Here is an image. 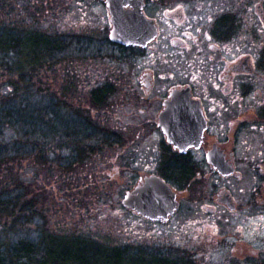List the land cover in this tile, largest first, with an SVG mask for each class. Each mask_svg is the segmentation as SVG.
Segmentation results:
<instances>
[{
	"label": "flooded vegetation",
	"instance_id": "af4514ba",
	"mask_svg": "<svg viewBox=\"0 0 264 264\" xmlns=\"http://www.w3.org/2000/svg\"><path fill=\"white\" fill-rule=\"evenodd\" d=\"M142 2L157 27L154 40L125 45L111 39L110 29L108 41L134 61L128 77L130 106L140 115L134 123L152 127L163 142L152 146L159 158L153 174L177 170L192 178L172 186L179 207L168 219L132 212L163 224L191 195L192 229L179 230L171 244L156 243V255L176 253L181 264H264V0ZM148 51L149 61L137 66ZM175 91L192 101L187 108L178 103L179 147L160 124Z\"/></svg>",
	"mask_w": 264,
	"mask_h": 264
},
{
	"label": "trees",
	"instance_id": "16d2710c",
	"mask_svg": "<svg viewBox=\"0 0 264 264\" xmlns=\"http://www.w3.org/2000/svg\"><path fill=\"white\" fill-rule=\"evenodd\" d=\"M8 1L0 0V75L7 77L8 90L0 94V232L8 235L6 242L0 241V264H129L128 247L71 241L74 250L70 251L64 238L23 234L35 233L34 216L43 215L37 210L38 197L49 191L52 179L67 190L83 183L84 173L91 170L99 154L121 143V138L103 122L112 87L100 85L90 91L95 112L106 107L102 120L91 109L69 107L65 94L58 96L43 88L42 78L67 64L75 44L66 34L35 29V0H15L17 6ZM15 9L26 17L10 20L17 15ZM20 163L23 167L17 172ZM30 168L35 172L32 180L24 175ZM159 174L176 186L192 178L177 170H160ZM31 224L34 228L27 230ZM16 234L20 237L9 238ZM156 257L163 264L182 262L177 254Z\"/></svg>",
	"mask_w": 264,
	"mask_h": 264
},
{
	"label": "rangeland",
	"instance_id": "374dc122",
	"mask_svg": "<svg viewBox=\"0 0 264 264\" xmlns=\"http://www.w3.org/2000/svg\"><path fill=\"white\" fill-rule=\"evenodd\" d=\"M8 3L18 5L15 0ZM14 12L17 15L10 20L26 17L19 9ZM35 29L51 34H66L75 44L67 64L58 66L57 71L49 72L42 78L43 88L58 96L65 94L69 107L91 109L93 115L100 119L107 107L103 113L104 125L111 126L117 132L121 143L99 154L91 170L84 173L85 177L80 176L83 183H77L67 190L59 182L56 185L52 179L48 183L49 191L44 189L42 197H38L40 203L37 210L43 215L34 216L35 233L24 231V236L37 238L45 233L59 240L64 238L66 249L70 251L74 250L69 246L71 241L81 242L82 245L92 241L105 247H128L131 252L129 264L155 263L158 256L154 249L156 243L167 240L171 244L179 230L192 229L188 226L192 224L193 197L184 195L183 209L163 224L138 218L122 205L126 191L132 189L141 177L158 173L159 158L152 146L160 147L163 142L152 127L143 122L134 123L140 117L139 111L130 106L128 77L134 61L127 50L121 51L108 41L111 26L105 0H35ZM151 54L148 51L137 61V66H144ZM6 79V76L0 75V94L8 92L4 85ZM72 84L76 87L74 90L70 87ZM100 85L113 87L116 94H111L108 105L96 113L90 102V91ZM66 87L68 90L65 93ZM22 167L20 163L16 171L21 172ZM32 170L30 168L24 174L28 180L35 177ZM39 178L43 181L44 176L40 175ZM173 187L177 186L174 184ZM38 192L42 193L39 189ZM32 228L33 224L26 229ZM7 236L0 232V241L6 242ZM12 237L18 238L20 234L9 238ZM166 254L165 257H168ZM218 257L222 256L215 255L214 259Z\"/></svg>",
	"mask_w": 264,
	"mask_h": 264
},
{
	"label": "water",
	"instance_id": "95a60500",
	"mask_svg": "<svg viewBox=\"0 0 264 264\" xmlns=\"http://www.w3.org/2000/svg\"><path fill=\"white\" fill-rule=\"evenodd\" d=\"M129 5L132 6V9H125ZM107 6L113 24L110 34L113 41L125 45L134 43L146 46L156 37L157 27L154 21L145 17L142 11V0H107ZM180 94H183V101L179 97ZM179 102H183L184 107L187 108L186 104L192 102L190 94L175 91L173 99L168 103L166 111L160 117V124L167 135L168 142L175 147L181 146L178 139L181 127L176 124L179 120ZM189 109L193 110V107H189ZM185 143H187L186 140H184ZM122 203L125 207L153 220L168 219L179 207L176 193L158 175L145 177L140 185L125 194Z\"/></svg>",
	"mask_w": 264,
	"mask_h": 264
}]
</instances>
